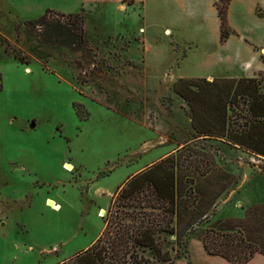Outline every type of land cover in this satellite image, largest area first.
Listing matches in <instances>:
<instances>
[{
  "label": "rangeland",
  "instance_id": "1",
  "mask_svg": "<svg viewBox=\"0 0 264 264\" xmlns=\"http://www.w3.org/2000/svg\"><path fill=\"white\" fill-rule=\"evenodd\" d=\"M75 1L0 0V264H62L89 248L103 232L116 190L175 142L182 147L172 156L211 173L217 185L227 179L225 168L237 179L234 189L247 177L232 203L219 204L183 241L161 234L174 264L215 261L194 233L241 218L238 205L264 199V159L223 139L184 136L188 108L171 80L238 74L243 41L264 47V0H231L224 40L219 0H122V15L110 0L81 10ZM46 10L81 14L80 49L44 46L29 36L27 22Z\"/></svg>",
  "mask_w": 264,
  "mask_h": 264
},
{
  "label": "trees",
  "instance_id": "2",
  "mask_svg": "<svg viewBox=\"0 0 264 264\" xmlns=\"http://www.w3.org/2000/svg\"><path fill=\"white\" fill-rule=\"evenodd\" d=\"M219 1L221 8H215L224 40L226 5L231 0ZM27 24L29 36L44 46L76 51L84 44V21L79 13L46 10ZM8 53L27 64L26 57L15 51ZM172 90L185 102L197 136L223 139L264 159V72L254 78L211 82L180 79ZM210 175L195 167H183L178 156H169L127 179L111 199L101 236L62 264H154L145 253L158 263H173L169 253L162 250L161 234L183 241L207 219L225 189ZM114 205L130 209L134 215L112 212ZM126 219L131 223H124ZM194 238L208 256L229 264H246L254 254L264 257V203L248 208L243 219L217 220L207 229L195 231Z\"/></svg>",
  "mask_w": 264,
  "mask_h": 264
},
{
  "label": "crops",
  "instance_id": "3",
  "mask_svg": "<svg viewBox=\"0 0 264 264\" xmlns=\"http://www.w3.org/2000/svg\"><path fill=\"white\" fill-rule=\"evenodd\" d=\"M97 1H100V0H76L75 3H74V7H78L80 10L82 7H84V5L86 3H97ZM109 2H112L114 3L116 6H115V9L116 11H118L117 9L121 8L122 6V0H110ZM127 7H130V5L126 4ZM132 6V5H131ZM133 8V7H132ZM121 15L122 13L120 11H118ZM219 22V21H218ZM219 28V27H218ZM218 32L220 33V29L218 30ZM117 35V34H116ZM220 36V35H219ZM218 37V36H217ZM228 42V41H227ZM226 42V43H227ZM224 43V42H223ZM223 43L221 45H223ZM224 43V45L226 44ZM147 44V43H146ZM243 46L240 48L239 50V53H243L244 54V57L243 58H240V64L239 66H237L239 68V73L236 74L234 77L230 78V77H224V75H222L221 73H218V74H212L211 72H208L210 74L209 77H211L212 79L215 78V79H242V78H254L256 77L259 73H262L264 72V62L262 63L260 61V52L263 53L264 52V47L263 46H258L254 43H247L246 40L243 41ZM136 46H138L137 42H136ZM256 47V48H255ZM256 49V50H255ZM141 54V52H140ZM264 54V53H263ZM143 56L141 55V65L143 67H145L146 65V62H144L143 60ZM148 59V54L146 56V61ZM134 62V61H132ZM135 63V62H134ZM136 64V63H135ZM137 65V64H136ZM140 65V64H139ZM139 65H137L138 68ZM133 68V67H132ZM136 68V67H134ZM131 69V68H130ZM175 76V79H173L172 77V83H171V86L178 80L180 79H202L201 76H177V75H174ZM208 77V78H209ZM211 79V80H212ZM185 119H186V122L187 123V126L183 128H181L180 130L183 132V135L184 136H191L192 133H194V130L191 128V124H190V119L189 117L185 116ZM153 132V131H152ZM158 137L160 136L159 134H157ZM163 137V136H162ZM174 143V142H173ZM176 145H178L176 142H175V146L174 148L171 149L170 152L166 153V154H163L153 160H151L147 165L145 166H142L140 168H138L137 170H135L130 176L129 178L127 179H130L132 178L134 175L138 174V173H141L143 171H145L146 169L150 168L151 166H153L154 164L158 163L159 161L169 157V156H172L173 155H176L175 153H177L176 151H178L182 146H179L177 147ZM239 151H243L245 152L244 150L242 149H238ZM237 164V162H236ZM237 167V166H236ZM224 169V167H222ZM238 169H245V167H241L239 165ZM222 172H226L224 174L227 175V179L221 183H219L224 189V191L222 192V194L216 199L215 201V204L213 206V208L211 209V211L213 210H217L218 208V205L219 204H223V205H227V204H230L232 203L231 199L233 197V195L237 192V189L239 190L241 187H242V184L244 182V184L246 183L247 181V177L246 175L243 176L242 178V183L237 187V189H234V185L237 183V179L234 175H232L230 173V171L228 169H224ZM254 173V171H253ZM256 173V172H255ZM260 174V173H258ZM213 178V177H212ZM126 179V180H127ZM240 179V178H239ZM264 203V199L263 200H258V202H251V203H248L246 204L245 206L240 204L238 205V207L243 211V216L241 218H225V219H219V220H226V219H243L245 217V212L248 208L254 206V205H257V204H262ZM210 211V212H211ZM217 221V220H216ZM209 258H212V259H215V261H211V260H208L205 259V263H208V264H212L210 262H213V263H219V264H229L227 263L225 260L223 259H220V258H215V257H210ZM219 260V261H217ZM204 263V264H205ZM246 264H264V257H262L261 255L259 254H254L252 256V258L246 263Z\"/></svg>",
  "mask_w": 264,
  "mask_h": 264
},
{
  "label": "bare ground",
  "instance_id": "4",
  "mask_svg": "<svg viewBox=\"0 0 264 264\" xmlns=\"http://www.w3.org/2000/svg\"><path fill=\"white\" fill-rule=\"evenodd\" d=\"M140 32H141V31H140ZM66 167L68 168V169H67L68 171L71 170V166H70V165H69V166H66ZM53 207H54V209H58V206H57V205H54Z\"/></svg>",
  "mask_w": 264,
  "mask_h": 264
},
{
  "label": "water",
  "instance_id": "5",
  "mask_svg": "<svg viewBox=\"0 0 264 264\" xmlns=\"http://www.w3.org/2000/svg\"><path fill=\"white\" fill-rule=\"evenodd\" d=\"M67 166H69V165H67ZM104 214V213H103Z\"/></svg>",
  "mask_w": 264,
  "mask_h": 264
}]
</instances>
